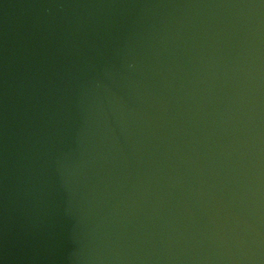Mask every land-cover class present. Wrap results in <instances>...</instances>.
Returning <instances> with one entry per match:
<instances>
[{
    "label": "water",
    "instance_id": "1",
    "mask_svg": "<svg viewBox=\"0 0 264 264\" xmlns=\"http://www.w3.org/2000/svg\"><path fill=\"white\" fill-rule=\"evenodd\" d=\"M0 264H264V0H0Z\"/></svg>",
    "mask_w": 264,
    "mask_h": 264
}]
</instances>
